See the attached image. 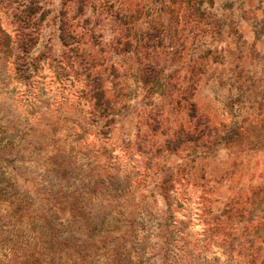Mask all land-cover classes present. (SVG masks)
I'll use <instances>...</instances> for the list:
<instances>
[{"label":"rangeland","instance_id":"374dc122","mask_svg":"<svg viewBox=\"0 0 264 264\" xmlns=\"http://www.w3.org/2000/svg\"><path fill=\"white\" fill-rule=\"evenodd\" d=\"M204 1L170 49L114 46L116 0H41L28 80L1 48L0 174L31 215L0 214V264H264V0ZM121 4L139 32L166 13Z\"/></svg>","mask_w":264,"mask_h":264},{"label":"trees","instance_id":"16d2710c","mask_svg":"<svg viewBox=\"0 0 264 264\" xmlns=\"http://www.w3.org/2000/svg\"><path fill=\"white\" fill-rule=\"evenodd\" d=\"M118 5L116 11L109 13V17L113 18L112 25L115 30L114 34L117 36L114 40V46H124V51H158L162 46L161 40H167V49L171 48L172 41L168 37L170 32H177L178 24H188V22L193 21L197 24L198 31L199 28L204 23L205 9L207 3L204 0H169L170 2L165 3L163 1V6L158 7L159 14L162 15V10L165 8L166 13L163 17H156L158 12H151L147 22L143 23V29L139 32L135 29L136 21L140 15L139 8L136 7L134 11H129L125 9L121 3L123 0H116ZM170 4H173L170 5ZM7 16L11 21L13 28V35H7L5 33H0V50L9 51L5 46L14 48L16 51V71L21 76H26L24 78H29V75L25 73L29 67H32L33 62L27 60V50L33 46L38 39V34L40 30V25L45 16L46 12L43 8L41 0H0V17ZM168 19H165V18ZM162 18V19H161ZM161 19V20H160ZM149 22V23H148ZM174 24V25H173ZM206 26L207 23H204ZM148 25V27H147ZM146 26V28H144ZM175 26V29H174ZM60 30V29H59ZM63 29L60 30V38L64 40ZM202 31H205L202 29ZM93 32V28H92ZM65 34V33H64ZM73 34V33H72ZM69 34H66L68 36ZM122 36V38L120 37ZM168 37V38H167ZM77 39V37H75ZM65 42V41H64ZM163 51V50H162ZM93 57V56H92ZM26 59V61H23ZM103 63L102 65H104ZM107 66V65H105ZM96 65L92 64V101L95 110H99L103 117L108 120L109 114V102L105 97L104 91L102 89V76L106 72L96 71ZM30 69V68H29ZM107 70L104 68L103 71ZM97 82V83H96ZM96 85V87H94ZM101 95V96H100ZM1 158V157H0ZM1 160V159H0ZM2 159L1 161H4ZM11 172V171H9ZM14 181L12 179H5L0 174V214L10 213V217L16 221H30V215L28 208L23 204L22 199L16 197ZM7 195V196H6ZM73 206V205H72ZM75 219V216L72 217ZM81 220L85 218H80Z\"/></svg>","mask_w":264,"mask_h":264}]
</instances>
